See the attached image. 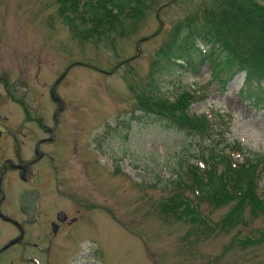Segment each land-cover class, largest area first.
<instances>
[{"label":"rangeland","instance_id":"rangeland-1","mask_svg":"<svg viewBox=\"0 0 264 264\" xmlns=\"http://www.w3.org/2000/svg\"><path fill=\"white\" fill-rule=\"evenodd\" d=\"M117 1L126 6L123 25L84 37L80 32L91 29L88 18L68 12L72 28L59 0H0V63L6 58L9 84L27 95L30 106L48 109L46 88L70 64L57 92L70 100L72 120L61 127L71 130L75 150L54 185L70 191L87 210L71 264H264V213L246 207L236 224L221 229L234 203L215 207L189 191L204 224L161 211L178 188L181 169L198 164V139L143 112L136 99L157 51L172 40L177 25L188 18L205 23L223 1L140 0L137 18L127 11L138 0ZM243 78L239 74L218 87L204 65L197 72L162 74L157 83L170 101L183 87L200 96L191 112L216 117L223 148L237 145L234 161L239 155L241 161L259 159L257 192L264 202V108L239 95ZM250 236L254 240L247 243Z\"/></svg>","mask_w":264,"mask_h":264},{"label":"trees","instance_id":"trees-1","mask_svg":"<svg viewBox=\"0 0 264 264\" xmlns=\"http://www.w3.org/2000/svg\"><path fill=\"white\" fill-rule=\"evenodd\" d=\"M222 1V9L210 12L205 23L197 24L188 18L177 25L172 40L157 51L148 82L136 98L143 112L163 117L180 131L198 139L199 167L194 164L181 169L176 181L178 188L162 202L161 211L178 221L204 224V219L197 214V205L191 202L186 191L215 207L234 203L222 220L221 229L236 224L246 207L256 214L264 213L263 193L257 192L259 159L236 163L232 152L238 150L237 145H229L227 150L223 148L216 117L208 119L203 113L191 112L190 105L200 96L183 87L170 101L157 82L162 74L178 69L197 72L208 65L211 81L218 87L224 88L237 75L244 74V87L239 95L257 109L264 108V0ZM59 3L61 13L66 14L64 19L72 28L68 12L88 18L91 29L80 32L84 37L113 32L123 25L120 17L126 6L117 0H87L81 10L80 0H59ZM140 4L138 0L127 11L134 12L133 18L140 15ZM111 10L115 11L114 15L110 14ZM183 28L186 31L181 33ZM200 164H203L202 169ZM189 175L188 182H184ZM249 238L247 243L254 240Z\"/></svg>","mask_w":264,"mask_h":264},{"label":"flooded vegetation","instance_id":"flooded-vegetation-1","mask_svg":"<svg viewBox=\"0 0 264 264\" xmlns=\"http://www.w3.org/2000/svg\"><path fill=\"white\" fill-rule=\"evenodd\" d=\"M1 60L0 264H71L87 210L54 185L75 150L71 130L61 127L71 123L70 100L58 92L63 107L55 119L60 102L50 98L51 87L65 76L50 81L44 93L48 109H40L10 86L6 58Z\"/></svg>","mask_w":264,"mask_h":264},{"label":"water","instance_id":"water-1","mask_svg":"<svg viewBox=\"0 0 264 264\" xmlns=\"http://www.w3.org/2000/svg\"><path fill=\"white\" fill-rule=\"evenodd\" d=\"M140 53H141V50H140L139 47H137V55L139 56ZM51 96H52V98H53L54 100H56V99L58 98L57 95H56L55 86L51 89ZM60 109H61V106H60L59 109L57 110L56 115L59 113Z\"/></svg>","mask_w":264,"mask_h":264}]
</instances>
